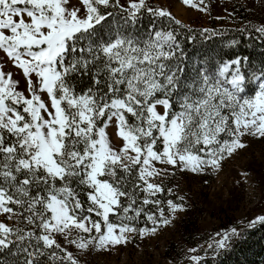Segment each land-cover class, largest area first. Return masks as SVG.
Here are the masks:
<instances>
[{
    "label": "snow or ice",
    "instance_id": "6c2138e0",
    "mask_svg": "<svg viewBox=\"0 0 264 264\" xmlns=\"http://www.w3.org/2000/svg\"><path fill=\"white\" fill-rule=\"evenodd\" d=\"M245 6L194 29L153 0H0V264H217L264 226L262 209L175 255L157 244L193 209L177 176L227 197L225 165L264 149V62L231 51L264 44V0ZM197 36L219 38L215 60L187 54Z\"/></svg>",
    "mask_w": 264,
    "mask_h": 264
},
{
    "label": "rangeland",
    "instance_id": "374dc122",
    "mask_svg": "<svg viewBox=\"0 0 264 264\" xmlns=\"http://www.w3.org/2000/svg\"><path fill=\"white\" fill-rule=\"evenodd\" d=\"M162 6H166L173 15L182 21L183 24L191 27H217L233 26L231 20L216 21V16H223L225 8L227 11H232L233 8L245 7L247 0H215L214 6L210 9V15L201 13L197 9L183 5L180 0H153ZM207 2V0H205ZM235 14V13H234ZM259 18V13H252ZM237 22L239 18L236 16ZM250 18V14H249ZM255 22V21H254ZM264 161V149L261 145L254 144L250 149L240 154V156L225 165L226 173L231 169L228 175L226 188L230 189L228 196H225V189L220 187V183L213 181L211 187L203 185L202 180L196 176H177L174 183L178 182L182 191L187 194L193 209L189 212H195L199 218L200 233L203 236V241L215 230L227 227L232 224L240 216H248L252 213L260 214L264 209V197L262 189L264 183L261 180L258 172V166ZM264 164V163H263ZM236 169L248 170L252 174V181L255 185V191L252 192L247 186L233 187L232 177L235 175ZM223 179V174H222ZM186 215L182 214L176 221L175 226L168 228L162 236V240L158 241V247L164 253L166 245L172 239L178 240V227L181 219ZM228 216L234 219L229 222ZM151 246H149L150 250ZM128 258L136 260L135 253L129 250ZM157 257L153 256V259ZM167 258V257H164Z\"/></svg>",
    "mask_w": 264,
    "mask_h": 264
},
{
    "label": "trees",
    "instance_id": "16d2710c",
    "mask_svg": "<svg viewBox=\"0 0 264 264\" xmlns=\"http://www.w3.org/2000/svg\"><path fill=\"white\" fill-rule=\"evenodd\" d=\"M235 15L240 21L249 18V12L245 7L235 9ZM147 23V20L145 21ZM231 27V26H221ZM199 29L200 27H192ZM184 48L187 54L195 59L196 57H211L213 60L221 53V42L218 37H209L207 40L197 36L196 43L185 41ZM228 51V49H223ZM239 55L249 56L250 60L256 65L264 62V44L259 40H247L243 38L238 48L232 49ZM264 161L259 164L258 172L261 180L264 183ZM264 197V192H263ZM264 199V198H263ZM228 221L231 223L233 218L228 216ZM203 236L200 233L199 218L195 212H187L181 219L178 227V240H170L166 245L164 253L175 255L180 252L184 246H195L196 243H202ZM167 258H171L167 256ZM217 264H264V226H256L253 229L247 230L245 234L234 240L232 246L217 257Z\"/></svg>",
    "mask_w": 264,
    "mask_h": 264
}]
</instances>
